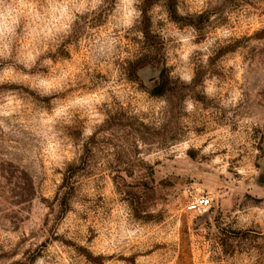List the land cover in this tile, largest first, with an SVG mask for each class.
Segmentation results:
<instances>
[{
  "label": "rangeland",
  "instance_id": "374dc122",
  "mask_svg": "<svg viewBox=\"0 0 264 264\" xmlns=\"http://www.w3.org/2000/svg\"><path fill=\"white\" fill-rule=\"evenodd\" d=\"M166 1L0 24V264H264V0Z\"/></svg>",
  "mask_w": 264,
  "mask_h": 264
},
{
  "label": "clouds",
  "instance_id": "9594fccd",
  "mask_svg": "<svg viewBox=\"0 0 264 264\" xmlns=\"http://www.w3.org/2000/svg\"><path fill=\"white\" fill-rule=\"evenodd\" d=\"M130 6L128 13V20L126 27H131L134 24L135 19L141 14L140 10L134 7L138 0H125ZM16 0H0V24H11L13 26L19 25V16L16 13Z\"/></svg>",
  "mask_w": 264,
  "mask_h": 264
},
{
  "label": "trees",
  "instance_id": "16d2710c",
  "mask_svg": "<svg viewBox=\"0 0 264 264\" xmlns=\"http://www.w3.org/2000/svg\"><path fill=\"white\" fill-rule=\"evenodd\" d=\"M166 2H167V3H166V6H167L168 10H169L170 12H172V14H174V17H175L174 0H167ZM145 34H147L146 31H144V35H145ZM137 67H138V68L141 67L140 63L138 64ZM164 83H165V81L163 80V77H162V80H161L160 84L157 85V86L154 88V90L152 91V93L155 94V95H161V93L164 91Z\"/></svg>",
  "mask_w": 264,
  "mask_h": 264
},
{
  "label": "built area",
  "instance_id": "2783aa9c",
  "mask_svg": "<svg viewBox=\"0 0 264 264\" xmlns=\"http://www.w3.org/2000/svg\"><path fill=\"white\" fill-rule=\"evenodd\" d=\"M210 199L206 195H201L187 204L188 210H196L209 204Z\"/></svg>",
  "mask_w": 264,
  "mask_h": 264
}]
</instances>
